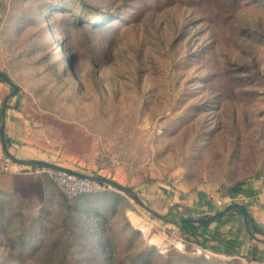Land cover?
<instances>
[{
  "label": "rangeland",
  "instance_id": "obj_1",
  "mask_svg": "<svg viewBox=\"0 0 264 264\" xmlns=\"http://www.w3.org/2000/svg\"><path fill=\"white\" fill-rule=\"evenodd\" d=\"M0 46L30 102L77 126L94 176L212 201L264 177V0H0ZM46 188L35 210L0 206V264H264L198 253L153 199L162 218L114 186L88 200Z\"/></svg>",
  "mask_w": 264,
  "mask_h": 264
},
{
  "label": "crops",
  "instance_id": "obj_2",
  "mask_svg": "<svg viewBox=\"0 0 264 264\" xmlns=\"http://www.w3.org/2000/svg\"><path fill=\"white\" fill-rule=\"evenodd\" d=\"M2 52L0 46V69L7 66ZM9 76L13 78L11 74ZM12 89L9 83L0 80V125L2 105ZM73 132L79 133L76 125L31 103L23 88L19 87V91L9 97L5 112V140L10 153L17 159L48 161L94 176V165L87 163L85 158L88 147L86 144L73 147L70 137ZM130 185L140 198L153 199L164 210L169 211L174 207L173 212H177L179 219L209 217L231 203H241L264 236L263 176L248 179L239 191L222 200L215 197L213 201L204 186L187 192L160 181L142 183L138 187ZM46 186L47 178L43 176L0 171V206H20L25 210H35L47 196ZM180 230L192 243L213 254L245 259L264 257V237L251 231L244 215L237 209H230L222 217L206 224L184 223Z\"/></svg>",
  "mask_w": 264,
  "mask_h": 264
},
{
  "label": "built area",
  "instance_id": "obj_3",
  "mask_svg": "<svg viewBox=\"0 0 264 264\" xmlns=\"http://www.w3.org/2000/svg\"><path fill=\"white\" fill-rule=\"evenodd\" d=\"M0 171L13 174L37 175L46 177L52 181L68 197H77L82 194L109 189L113 186L110 183L92 179L90 175H85L73 170L53 169L35 164H27L16 161L5 153L0 141ZM180 246H185L187 239L176 236L173 239ZM193 245L198 253L207 251L200 245Z\"/></svg>",
  "mask_w": 264,
  "mask_h": 264
},
{
  "label": "water",
  "instance_id": "obj_4",
  "mask_svg": "<svg viewBox=\"0 0 264 264\" xmlns=\"http://www.w3.org/2000/svg\"><path fill=\"white\" fill-rule=\"evenodd\" d=\"M0 77L6 81L7 83H9L12 86V91L10 93V95L6 96L2 105V120H1V125H0V141L2 143V147L3 150L5 151V153L7 155H9L11 158H13L16 161H20L23 163H27V164H35L38 166H44V167H48V168H53V169H64V170H68L64 167H61L57 164L48 162V161H43V160H37V159H31V160H19L16 157H14L7 146V142L5 140V112H6V108H7V103H8V99L11 95L16 94L19 91V86L11 79V77L9 76V74L3 70H0ZM92 179H96L99 181H103V182H107L112 184L114 187L122 190L123 192H125L126 194H128L132 199H134L138 204H140L142 207H144L147 211H149L150 213L158 216V217H163V215H161L159 212L155 211L154 209L150 208L149 206H147L139 197V195L137 194V192L129 186H125L122 185L121 183L113 180V179H109L107 177L104 176H90ZM230 209H237L239 210L245 217L246 222L249 224L251 231L256 232V233H261L260 230L257 228V226L255 225L254 221L250 219V214L247 211V209L245 208V206L241 203H231L229 205H227L223 210L209 216V217H197V218H181L179 220H172V219H168L165 218L166 221L172 223L173 225L177 226V227H181L184 223H201V224H206L209 222H212L220 217H222L228 210Z\"/></svg>",
  "mask_w": 264,
  "mask_h": 264
},
{
  "label": "trees",
  "instance_id": "obj_5",
  "mask_svg": "<svg viewBox=\"0 0 264 264\" xmlns=\"http://www.w3.org/2000/svg\"><path fill=\"white\" fill-rule=\"evenodd\" d=\"M84 4H86V3H84ZM51 8L52 10H58V11H65L66 10V7L64 6V5H62V3H60V2H55V1H48V5L46 6V8ZM80 15H75V18H74V20H73V22L75 21L77 24H80L81 25V23L83 22V21H81V19H80V17H79ZM65 23H68V21H64L60 26H65ZM54 29L53 28H51V27H49V29L47 30V32H54L53 31ZM62 45V43L60 42L59 43V46H61ZM0 80H2V81H4L1 77H0ZM245 183L244 182H241V183H236L234 186H232L231 188H230V190H229V194H232V193H234V192H237V191H239L242 187H243V185H244ZM90 193H92V192H90ZM90 193H86V194H82V195H79V197L81 198V199H90L91 197H93V195H90ZM113 196H115V195H113ZM113 196H111V197H113ZM116 199H114V201H115ZM250 219L251 220H253L252 219V217L250 216ZM255 235H258L259 237H261V238H263L264 236H263V233H255ZM106 250V249H105ZM141 254V253H140ZM140 254H138L137 255V258L139 259L141 256H140ZM255 259H260V258H255Z\"/></svg>",
  "mask_w": 264,
  "mask_h": 264
},
{
  "label": "bare ground",
  "instance_id": "obj_6",
  "mask_svg": "<svg viewBox=\"0 0 264 264\" xmlns=\"http://www.w3.org/2000/svg\"><path fill=\"white\" fill-rule=\"evenodd\" d=\"M131 218L133 219V222L142 228L144 231L145 235L150 236V230H149V225H146L148 223H145L143 220L140 219L139 216L131 213ZM152 242L154 244L161 246L162 248H165V243L162 241V239L159 236H155L152 238Z\"/></svg>",
  "mask_w": 264,
  "mask_h": 264
}]
</instances>
